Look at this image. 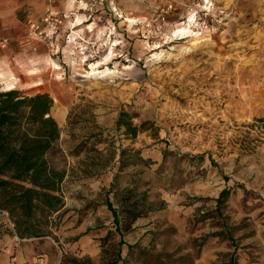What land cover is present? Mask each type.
<instances>
[{"label": "rangeland", "instance_id": "rangeland-1", "mask_svg": "<svg viewBox=\"0 0 264 264\" xmlns=\"http://www.w3.org/2000/svg\"><path fill=\"white\" fill-rule=\"evenodd\" d=\"M51 3L62 21L60 53L29 30L47 10L24 6L17 36H0V92L14 84L22 95L53 99L61 137L49 161L66 173L59 242L21 240L0 213V264H60L63 254L100 262L121 240L106 199L119 209L116 192L126 188L136 189L146 214L123 234L125 264H159V256L165 264H264V123L256 121L264 118V0ZM191 16L195 46L175 35ZM114 41V60L102 69L113 74L87 77ZM123 111L134 125L149 122L148 130L126 137L117 130ZM122 147L152 164L131 166L109 192ZM224 190L229 198L218 211Z\"/></svg>", "mask_w": 264, "mask_h": 264}, {"label": "trees", "instance_id": "trees-1", "mask_svg": "<svg viewBox=\"0 0 264 264\" xmlns=\"http://www.w3.org/2000/svg\"><path fill=\"white\" fill-rule=\"evenodd\" d=\"M53 105L48 93L25 96L17 89L0 92V213L6 214L12 225L8 233L21 240L44 241L52 238L59 242L55 216L65 210L62 184L66 173L49 161L61 137L58 122L52 116ZM256 121L264 123V118ZM149 125V122L134 125L125 111L117 120V130H124V135L131 138L147 131ZM95 151L101 155L98 150ZM119 151L118 174L109 192L117 190L122 173L131 166L152 164L151 160L143 158L140 151L123 147ZM167 156L168 152H165L164 157ZM90 166L105 170L108 164L93 163ZM116 193L120 196L119 209L114 207L109 196L106 199L116 232L121 236L113 251L104 249L98 263L87 257L63 254L60 264H125L121 251L125 245L123 234L145 216L146 208L136 189L126 188ZM228 198L229 191L224 190L216 200L218 211ZM111 235L112 232H108L103 244H107ZM135 248L128 247L130 252ZM157 260L159 264H165L162 256Z\"/></svg>", "mask_w": 264, "mask_h": 264}, {"label": "bare ground", "instance_id": "bare-ground-1", "mask_svg": "<svg viewBox=\"0 0 264 264\" xmlns=\"http://www.w3.org/2000/svg\"><path fill=\"white\" fill-rule=\"evenodd\" d=\"M120 18L124 19L125 22L129 23L130 25H134L136 24L137 20L134 18H129V17H124L122 14H119ZM83 19H78L77 21V25L76 26H84L86 21H83ZM194 22V18L191 16V18H189V20L184 23L183 27H181L180 29H178L177 31H175V35L176 36H180L181 39H185V38H193L192 41V45H197L200 43V40L198 39V37H196L197 35L194 36V31L192 30V23ZM90 30H93L94 28L92 27V25L89 27ZM194 36V37H193ZM115 43L113 44V49L111 50L112 52H110L105 59H103L102 61H98L97 63H94L92 65H90V67L88 68L89 71H87V77H91V76H97L99 78H103L105 76L111 75L113 74V72L110 70V68H106L104 69L105 66H107L110 62H112L114 59L113 57L115 56V47H118L120 45L119 42L114 41ZM158 55V54H156ZM49 67L53 68L54 72L57 71L59 72L61 70L60 66L55 64L54 62L49 63L48 65ZM57 79L62 80L63 78L61 77L60 74H57ZM13 80V79H11ZM12 83V82H11ZM3 84V83H2ZM6 85V84H5ZM7 90H13L15 89L14 84L11 85H7Z\"/></svg>", "mask_w": 264, "mask_h": 264}, {"label": "crops", "instance_id": "crops-1", "mask_svg": "<svg viewBox=\"0 0 264 264\" xmlns=\"http://www.w3.org/2000/svg\"><path fill=\"white\" fill-rule=\"evenodd\" d=\"M51 2L52 0H0V36L4 38H8L9 40H13V38L17 36L13 27L14 25L15 27H18V23L15 21L16 13L18 10H20L24 6H31V5L36 6L38 4L41 5L39 7H41L42 12L44 13L46 10L48 11L49 9L57 8ZM69 6L71 7L72 4H70ZM82 18L85 17L81 16V19ZM73 26L74 28L76 27L75 25ZM89 27L88 28L85 27V29L90 32L92 30H90ZM74 34L78 35L79 32L78 31L74 32ZM4 215L6 216V214Z\"/></svg>", "mask_w": 264, "mask_h": 264}, {"label": "built area", "instance_id": "built-area-1", "mask_svg": "<svg viewBox=\"0 0 264 264\" xmlns=\"http://www.w3.org/2000/svg\"><path fill=\"white\" fill-rule=\"evenodd\" d=\"M63 17L66 19L68 15L64 14ZM61 19L58 17V13L53 9H49L40 21H30L29 30L31 35L40 39L49 48L53 56L60 53L58 41L60 33ZM72 31L69 36L72 35ZM69 44V39L66 41Z\"/></svg>", "mask_w": 264, "mask_h": 264}]
</instances>
